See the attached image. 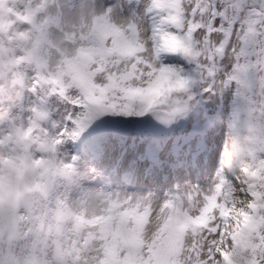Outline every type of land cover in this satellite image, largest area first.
Wrapping results in <instances>:
<instances>
[{
  "label": "snow or ice",
  "instance_id": "6c2138e0",
  "mask_svg": "<svg viewBox=\"0 0 264 264\" xmlns=\"http://www.w3.org/2000/svg\"><path fill=\"white\" fill-rule=\"evenodd\" d=\"M128 3L135 6L127 17L112 18V9L97 16L64 61L79 71L54 107L61 145L105 115L133 118L94 145L101 160L115 154L108 167L122 182L103 193L97 218L110 238L105 264H264V152L251 149L253 162L243 168L239 154L235 162L229 156L205 184L161 193L142 182L155 183L163 145L153 139L140 152L131 139L152 121L215 129L229 116L235 121L242 100L264 97V0ZM182 148L173 146L177 156Z\"/></svg>",
  "mask_w": 264,
  "mask_h": 264
},
{
  "label": "clouds",
  "instance_id": "9594fccd",
  "mask_svg": "<svg viewBox=\"0 0 264 264\" xmlns=\"http://www.w3.org/2000/svg\"><path fill=\"white\" fill-rule=\"evenodd\" d=\"M21 2L0 0V75L26 85L34 74L39 88L34 103L6 114L0 138V264H105L110 238L97 220L104 192L86 184L82 162L61 150L53 129V98L73 86L79 69L67 57L52 62L41 5L21 10ZM225 122L224 166L238 154L240 168L251 165L250 150L264 152V97L242 100L235 121Z\"/></svg>",
  "mask_w": 264,
  "mask_h": 264
},
{
  "label": "rangeland",
  "instance_id": "374dc122",
  "mask_svg": "<svg viewBox=\"0 0 264 264\" xmlns=\"http://www.w3.org/2000/svg\"><path fill=\"white\" fill-rule=\"evenodd\" d=\"M87 1L88 3H90L92 7H94L93 9L94 12L92 16L94 18H92V21L89 22L90 18L88 17L86 18L85 22L83 20V23H81V27L83 29L82 35L84 36H86L89 33L93 25L94 19L97 16L102 15V13L103 14L106 13L104 12L105 9L103 8V5L101 7L98 6L96 0H87ZM112 2L113 3L111 7L116 10V13L114 14L115 16L114 19H120V18L129 16L131 14L130 9L135 6L134 3L130 5L128 3V0L127 1L126 0H112ZM29 4H31L32 6L36 5L32 3V0H22L21 5H20L21 10H24L27 6H29ZM126 7H129L128 12L127 11L125 12ZM95 9L96 10L101 9V10L96 11ZM52 16L56 17L58 15L54 14ZM81 46L82 45L78 43L72 45V49L70 51L72 57L78 53L79 47ZM49 49L51 53L53 50V47L49 45ZM34 79L35 77L33 74L32 79L29 80L26 85H20L15 82L11 74L0 75V138H3V135L8 130L7 120L5 119L6 114L9 111H12V112L19 111V108L24 103L25 91L26 89L27 90L32 89V83ZM36 98H37V94H35V99ZM30 101L31 103H33L32 99ZM206 102L209 104L212 103L211 100H208ZM53 103H56L59 106L62 102L57 100L56 98H53ZM55 118H58L56 113H54V119ZM125 119L127 120L126 121L127 124L133 122V118L125 117ZM110 121L113 122L114 126L116 122H118L116 116L114 115H105L101 117L100 119H98L96 122H94L90 127H88L84 132L80 134L78 139H76L77 141L83 142V144L78 145V147L74 146V144L72 143V140L66 141L68 145L77 149L76 151L77 153H75L74 150H72L73 148L71 149L72 155H75L77 157L78 156L77 154L80 151L86 152L85 158H86L87 163H85V165L82 163V166L83 168L86 166L88 169L92 171V172H89L87 170L85 171L88 177L86 180V184L90 186L91 188L96 189L101 192H111L117 189L118 187H120L122 183L120 177L112 175L108 167L114 161L115 154H111L112 157L110 159L101 161L98 158L96 151L94 150V145L99 140L102 139V137L105 134V130L108 129L107 123ZM170 128L164 133L157 134L145 127V128H142V130L139 132H134L131 138V139H134L139 144L140 152H143L145 148L148 146L149 142L152 141V140L150 141L145 140L143 142H140L141 141L140 137H143L142 135H145V136L153 135L155 137L154 139L163 145V147L158 153L159 160L162 163V170L159 172L156 180L159 183L164 184L165 182L163 178L167 177L166 182H168V185H166L167 188L165 190L166 192L164 193L183 191V190L189 189L190 186L192 185L191 180L189 178H186V182L182 183L180 182V179L182 178L179 177V175L181 174V172H185L186 170H188V168L201 165V162L204 159L207 160L208 162L213 160V163H214L213 169L215 172L214 175L216 176L217 172H219L223 167L222 153L224 151L225 142H226L227 134L229 131V125L222 123L221 127L215 128L214 132H212L211 130L208 131V129H203L204 135H200L201 129L199 131H196L193 129L192 125L190 124L184 125L180 129L179 131L180 133L178 135L174 136L173 138L167 139L169 141L165 142L164 141L165 137L168 136L170 131L172 132V129ZM217 133L219 134L217 135ZM192 134H194V136H191ZM215 136L217 137L218 140L215 143L214 147L210 148V151H209V147L213 146L212 139ZM191 138H193V141L191 142L193 146L190 149H186V146H185L184 149L179 152L180 154H182L181 158L176 159V160L168 159V155L172 154L173 152L174 145H178L179 143L183 142V140L191 139ZM204 142H205V146L203 150L198 151L197 146L201 143H203L204 145ZM83 160L85 159L83 158ZM186 163H189V165H186ZM176 164H180L181 166L174 170L173 165H176ZM126 165H127V161H125V166ZM144 166L145 165H141V167H144ZM101 178L104 182H100ZM157 181H155V183H158ZM149 182H153V180L151 178H145L143 180L142 183H143L144 190L146 191L155 190L156 188L145 187V185ZM159 185L160 184H157L156 186H159ZM136 188L138 187L137 186L130 187L129 190L135 191Z\"/></svg>",
  "mask_w": 264,
  "mask_h": 264
},
{
  "label": "bare ground",
  "instance_id": "6f19581e",
  "mask_svg": "<svg viewBox=\"0 0 264 264\" xmlns=\"http://www.w3.org/2000/svg\"><path fill=\"white\" fill-rule=\"evenodd\" d=\"M96 2L98 4V6H100V7L103 5V8L105 9L104 12H107L108 9H112L111 15H112V18H115L114 14L116 13V10L111 7V5L113 3L112 0H96ZM32 3L41 5L39 13H38V19L40 21L47 20V22H48L47 36H48V40L50 42L49 45H51L53 47V50L51 52L52 62L55 64V63L61 62L66 57L71 58L72 56H71L70 51L72 49V45H74L76 43L83 45L85 43V41L82 39V37L84 35H82L83 29L81 27V23H83V20L85 22L86 18H88V17L90 18L89 22L92 21V18H94V17H92L93 12H94L93 11L94 7H92L90 5V3H88L87 0H71V1L70 0L69 1L68 0H32ZM98 10H101V9H98ZM98 10H96V11H98ZM126 11L127 12L129 11V7H126L125 12ZM54 14H56L58 16L53 17L52 15H54ZM102 15H103V13H102ZM33 95H34L33 91H30V89L29 90L26 89L25 97H24V103L19 108V110L22 107H25V106H28L31 104L30 100H31ZM53 106L56 107L58 105L56 103H53ZM116 118H117L118 122H116L115 126L127 124L126 123L127 120L125 119L124 116H116ZM224 123L228 124L226 122H224ZM112 126H114V124L110 125V127H112ZM183 126H184L183 123L171 126L170 129H172V132L171 131L169 132L168 136L165 137L164 141L168 142L169 140H167V139L173 138L174 136L178 135L180 133L179 132L180 129ZM110 127L108 126V128H110ZM218 127H221V125H219ZM210 130L212 132H214L215 129H210ZM218 134L219 133H217V135ZM200 135H204L203 130H200ZM142 136L143 137H140V139H141L140 142H143L145 140L150 141V140H153L155 138L153 136H145V135H142ZM191 136H194V134H192ZM217 140L218 139L216 136L212 139V142H213L212 145L213 146L209 147V151H210V148L214 147ZM192 141H193V138H191L190 140L185 139V140H183V142L179 143L178 145H183L182 150L184 149L185 146H186V149H190L193 146L191 144ZM73 144L75 146L77 145L75 143H73ZM204 146H205V142H204ZM72 148L73 147L68 145L66 142L61 145V150L63 152L68 153L69 155L72 153V150H74V152L77 153L76 152L77 149H75V148L72 149ZM190 152H192V151H190ZM85 155H86L85 151H80L78 153L79 161L82 162L84 165H85V163H87ZM111 157L112 156L110 154L109 156H106L103 160L110 159ZM181 157H182V154L179 153V155L177 156V154L175 153L174 150H173L172 154L168 155L169 160H174V159L176 160V159H179ZM83 158L85 160H83ZM103 160H101V161H103ZM186 165H189V163H186ZM213 167H214L213 160L208 162L207 160L204 159L201 162V165L194 166L192 168H188V170H186L185 172L180 171L181 174L179 175V177L182 178V179H180V182L185 183L186 178H189L192 182V185L190 186V188L194 185H203L210 178L215 176L214 175L215 172H214ZM84 168H85V171L87 170L89 172H92L86 166ZM100 182H104L102 180V178L100 179ZM157 184H160L158 187H159V190L161 191V193L166 192L165 190L167 188L166 185H168V182H165L164 184L159 183V182L153 184V182H149L145 185V187L156 188ZM136 186L140 187V185H136Z\"/></svg>",
  "mask_w": 264,
  "mask_h": 264
},
{
  "label": "water",
  "instance_id": "95a60500",
  "mask_svg": "<svg viewBox=\"0 0 264 264\" xmlns=\"http://www.w3.org/2000/svg\"><path fill=\"white\" fill-rule=\"evenodd\" d=\"M149 123L151 124L152 128L155 129L156 131H160V130H163L165 128V126H163V128L158 127V124L155 121H152V122H149Z\"/></svg>",
  "mask_w": 264,
  "mask_h": 264
}]
</instances>
